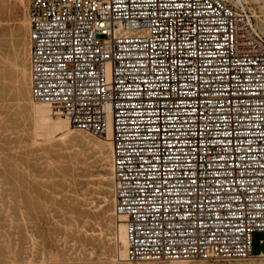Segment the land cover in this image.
I'll return each mask as SVG.
<instances>
[{
    "label": "built area",
    "instance_id": "1",
    "mask_svg": "<svg viewBox=\"0 0 264 264\" xmlns=\"http://www.w3.org/2000/svg\"><path fill=\"white\" fill-rule=\"evenodd\" d=\"M28 16L33 100L111 142L124 259L264 256V32L248 5L29 0Z\"/></svg>",
    "mask_w": 264,
    "mask_h": 264
},
{
    "label": "rangeland",
    "instance_id": "2",
    "mask_svg": "<svg viewBox=\"0 0 264 264\" xmlns=\"http://www.w3.org/2000/svg\"><path fill=\"white\" fill-rule=\"evenodd\" d=\"M1 1V0H0ZM6 1H7V3L8 4H5L6 3ZM247 5H248V7L251 9V11H252V13H253V16H254V19H255V21L257 22V24H259L258 26L260 27V29L264 32V17H263V15H264V0H243ZM11 2V3H10ZM10 2H9V0H3V3H2V1H1V7L0 8H4V6H5V8H4V11H3V9L1 10L0 9V13H2V11H3V13L5 12V10H6V13H8L9 15H10V12L9 11H12V15H7L6 13H4V14H1L0 15V26H1V28H0V37L2 36V39H4V41H2L1 42V38H0V74L1 75H3L2 77L0 76V93L2 92V93H4L3 94V96L0 94V104L2 103L3 105L2 106H4V108L5 107H8V108H5V109H8L7 111H5V112H2V113H0V116L2 117H0V122H1V125H0V129H1V131H0V134H1V132L3 131L2 129H4V132H2V134L0 135V139L1 140H3V141H1L0 140V142H3L2 144L0 143V147H2L3 146V148H1L0 150H2V151H0L1 153H0V165H2V166H0V264H34V262H35V264H36V262H38L39 264H68V263H70V264H89V263H86V261L88 262V259H89V262L91 263V264H99L100 262V264H102V262L104 263V264H264V261H262L261 259H264V256H251V257H248V258H235V259H201V258H195V259H185V260H165V259H162V260H155V259H150V260H133V261H131V260H127V259H124V257H122L124 254L122 253V249L124 248L123 246H124V243L122 242V240L119 238L120 236V228H118L119 226H118V224H117V222H118V219L116 220V218H118V216L115 214V212H113L114 211V201L112 200L113 199V196H112V194H108V193H112V192H110V191H112V186H111V184H112V178L110 177L111 176V174L109 173L111 170H110V149H108L109 147H108V145H106L105 143H103V141H101L102 142V144H104L103 146L105 147H101V151H100V148L98 147V143H100V140H98V138H100V137H98L99 135H96V134H94L93 135V133L92 134H89L88 135V133L86 132V131H84V130H82V129H77V128H74V129H70L67 133H65V134H60V133H57V134H54L53 136H51V137H49L48 138V136H46V135H44V134H38V133H36L33 129H34V127L32 128V125L34 126V122H35V120L36 121H38L39 120V118H38V116H37V114H36V112H35V109H33L34 108V105H33V102L31 101L32 100V96H31V104H30V101H26L27 102V104H26V102H25V100L24 99H22V98H20V97H22V95L23 94H26V92H27V83L25 84L24 83V81L26 80V78H24V76L22 75L21 76V72H18V70L19 69H16V66H15V64H14V62H18V63H21V59L22 58H26V56H27V54H28V50H29V45H28V41H25V39H26V35L28 36V34H29V27L28 26H25L26 27V29H25V27H23L24 28V30L22 29V31L20 30H18V29H21L22 27H19V25L21 24V22L20 21H22V18L20 17V15H21V13L19 12L18 14H17V12H16V10L15 9H17V11H20V8H19V4H18V6H17V4L15 5V2L13 1V0H10ZM28 2H29V0H28ZM16 3H18V1H16ZM2 4H3V6H2ZM14 4V5H13ZM10 5V6H9ZM11 5H13V6H15V8H13ZM27 6H29V4H27ZM10 7V8H9ZM17 7V8H16ZM19 8V9H18ZM9 10V11H8ZM27 10H28V7H27ZM14 13V14H13ZM27 13H28V11H27ZM7 15L6 16V19H3L5 16H2V15ZM14 15V16H13ZM16 15V16H15ZM11 17V18H10ZM18 17H20V18H17ZM260 17H261V19L262 20H260ZM24 18V17H23ZM26 18V17H25ZM15 21H14V20ZM259 20V21H258ZM3 21V22H2ZM14 21V22H13ZM18 21H19V23H18ZM10 22V23H9ZM260 22V23H259ZM5 23V24H4ZM9 23V24H8ZM12 23V25H11V27L9 28V26H10V24ZM17 23V24H16ZM25 23H26V21H25ZM9 25V26H5V25ZM18 25V26H16V25ZM4 25V26H3ZM261 25V26H260ZM15 26H16V29L18 30H16L15 29V31L13 30L14 28H15ZM21 26V25H20ZM28 27V28H27ZM5 28H7V29H5ZM5 30H7V31H5ZM26 30V31H25ZM3 31V32H2ZM15 32V34H14V32ZM17 31V32H16ZM24 31H25V33H27V34H25L24 33ZM28 31V32H27ZM5 32H8V35H6L7 33H5ZM13 32V33H12ZM24 33V37L22 36L23 34H19V33ZM4 33V34H3ZM18 34V35H17ZM4 35H5V38H4ZM13 35V36H12ZM10 36H12V37H10ZM20 36L23 38V40H22V38H20ZM7 37V38H6ZM9 37V38H8ZM13 37H18L17 39L16 38H14L13 39ZM9 39V41H12V43L10 42V44H8V40ZM19 39V40H18ZM6 40V41H5ZM14 40V41H13ZM20 42V43H18V41ZM21 40V41H20ZM24 41H25V43H24ZM8 44H6V43ZM17 43V44H16ZM12 44H14V45H12ZM21 44V45H20ZM25 45V47H22V46H24ZM4 46H6V47H4ZM8 46V47H7ZM12 46H13V48H12ZM17 46V47H16ZM19 46H20V50H19ZM11 47V48H10ZM28 47V49L26 50V48ZM7 48V49H6ZM21 48H25V52L24 51H22V50H24V49H21ZM14 49V50H13ZM19 54H18V53ZM5 53H6V55H5ZM25 53V54H24ZM24 55H25V57H24ZM2 57H3V59H2ZM5 58H6V60H5ZM3 62V63H2ZM6 64H8V65H6ZM7 68H6V67ZM12 66H14V67H12ZM4 67V68H3ZM10 69H9V68ZM7 69V70H6ZM14 69V70H13ZM2 70V71H1ZM12 70V71H11ZM16 70V71H15ZM4 71V72H3ZM8 72V73H5V72ZM20 71V70H19ZM12 72L14 73H17V76H16V74H12ZM5 75H4V74ZM19 74V75H18ZM9 75L11 76V77H9ZM7 76V77H6ZM20 76H21V78L23 77V80L22 79H19L20 78ZM6 77V78H5ZM9 77V78H8ZM2 78L3 79H5V80H2ZM12 78V79H11ZM17 78V79H16ZM6 79H8V80H6ZM9 79H10V82L12 81V83L14 84H12V83H8V82H6V81H9ZM14 79V80H13ZM14 81V82H13ZM19 81V82H18ZM20 81H22V82H20ZM2 82H6V83H4V88L2 87ZM2 83V84H1ZM20 83V84H19ZM22 83V84H21ZM15 84H17V85H15ZM24 84V85H23ZM9 86V87H6V86ZM13 85V86H12ZM22 85H23V87L25 88H23L22 87ZM7 89H6V88ZM17 87H19V90H21V91H19L18 89H16ZM11 88V89H10ZM23 88V89H22ZM9 89V90H8ZM16 91V94H17V92H18V94L20 93H22L21 94V96H20V94H19V96L18 95H16V94H13L14 93V90ZM4 90V91H3ZM11 90V91H10ZM25 90V91H24ZM10 91V92H9ZM6 92H9V93H6ZM13 92V93H12ZM10 94L11 95H13L12 97L10 96ZM6 95H8V96H6ZM16 96H17V98H16ZM20 99H19V98ZM3 98V99H2ZM11 98H12V100H11ZM5 99V100H4ZM8 100V101H7ZM11 100V101H10ZM17 100V101H16ZM22 100V101H21ZM7 101V102H6ZM11 103H10V102ZM18 101H20L19 103H17ZM25 103H24V102ZM8 104V105H7ZM10 104H11V106H10ZM17 104L19 105L18 107H17ZM21 104V105H20ZM22 104H23V106H22ZM27 106H29V104H30V106H29V108H24L25 110H23V108L22 107H25L26 105ZM1 105H0V112L4 109L3 107H2ZM21 106V108H19ZM26 106V107H27ZM31 106H33V107H31ZM3 109H2V108ZM13 107H14V109H13ZM19 108V109H21L19 112L17 111L18 109L17 108ZM11 108V109H10ZM16 108V109H15ZM33 109V110H32ZM12 110V111H11ZM14 110H16V111H14ZM27 110V111H26ZM29 110H30V112L32 111V113H30L29 112ZM12 113H11V112ZM16 112V113H14V112ZM22 111V112H21ZM24 111V112H23ZM9 112V113H8ZM29 112V113H28ZM10 114V115H8V114ZM19 113L21 114V115H19ZM25 113V114H24ZM19 116H22L21 118L20 117H18V115ZM27 114V115H26ZM31 114H32V116H31ZM6 115V116H5ZM15 115H17L16 117L17 118H15L14 116ZM25 115H26V118H25ZM9 116L10 117H12L11 119L9 118ZM34 116V117H33ZM6 117H8L9 119H10V121L8 120V118L6 119V122L8 121L9 123H11L12 124V127H10L11 125L10 124H8V122H7V124H4L3 123V119H5ZM32 119H30V118ZM14 118L16 119V120H14ZM22 118H23V120H22ZM37 118V119H36ZM18 120H19V122H18ZM20 120H22L23 122H25V124L23 123V122H21ZM27 120L30 122V121H32V123L30 122V124H27L28 122H27ZM18 123H17V122ZM4 122H5V120H4ZM5 122V123H6ZM13 122V123H12ZM15 122V123H14ZM3 123V124H2ZM20 123V124H19ZM14 124V125H13ZM19 125V126H17V125ZM6 125H7V127H6ZM15 125H16V127H18L17 129H15L16 127H15ZM27 127H26V126ZM13 126L15 127L14 128V131H13ZM30 126H31V128H30ZM19 127H21V128H19ZM22 127H25V128H27V129H25V128H22ZM73 128V127H72ZM29 129H30V131H32V132H30L29 131ZM7 130V131H6ZM9 130L10 131H13V132H9ZM73 130H74V133H73ZM81 130V131H80ZM18 131H20V132H22V133H20V132H18ZM34 131V132H33ZM76 131V132H75ZM78 131L79 132H81V133H78ZM85 133H84V132ZM9 132V133H8ZM15 132V133H14ZM23 132H25L26 134H28V135H30V136H28V135H26V136H28V137H26V136H24L25 134L23 133ZM6 133H8V134H6ZM32 133H34V134H32ZM70 133H73V135L72 134H70ZM75 133H78V134H75ZM6 134V135H5ZM11 134V135H10ZM13 134H16V138H15V136L13 135ZM32 134V135H31ZM38 134V135H37ZM70 135V136H67V135ZM82 134V135H81ZM87 134V135H86ZM3 135H5V136H7V138L8 137H11L10 139H8V140H11L12 139V136H13V138L14 139H12L13 141L12 142H8L6 139L7 138H5V136H3ZM17 135H18V137H17ZM20 135H22V136H20ZM43 135V136H42ZM62 135L64 136V142H63V137H62ZM78 137H77V136ZM83 135H84V137H83ZM92 135L94 136V137H92ZM1 136H3V137H1ZM23 136H24V139H23ZM66 136V137H65ZM77 137L76 139H75V137ZM80 136L82 137V138H80ZM85 136H86V140H85ZM89 136H91L92 137V139H91V137H89ZM40 137V138H39ZM44 137V138H43ZM56 137V138H55ZM58 137V138H57ZM61 137H62V139H61ZM90 138V140H89V138ZM98 137V138H97ZM18 138H22V139H20L19 140V142L20 143H18V141H17V139ZM57 139V140H59V141H57V140H55V139ZM71 138V139H70ZM84 138V139H83ZM16 139V140H15ZM27 139H28V141H27ZM33 139H35V140H33ZM41 139V140H40ZM52 139H54V141L52 140ZM78 139H80V141L78 140ZM83 141H82V140ZM94 139L96 140V141H94ZM6 141V143H4L5 141ZM24 140V141H23ZM30 140V141H29ZM48 140H50V141H52V142H50V141H48ZM61 140H62V143H65L64 144V146H63V144H59L60 142H61ZM68 140V141H67ZM87 140H89V142L87 141ZM94 142H93V141ZM32 141V142H31ZM39 141V142H38ZM43 141H47V143L49 144V145H52V147L50 146L49 147V145L46 143V142H43ZM56 141V142H55ZM72 141H74V143L72 142ZM75 141H76V143H75ZM90 141L92 142V145H91V143H90ZM22 142V143H21ZM26 142V143H25ZM30 142V143H29ZM35 142V143H34ZM37 142V143H36ZM42 142V143H41ZM50 142V143H49ZM53 142L55 143L54 145H53ZM78 142H79V144H78ZM81 142H84V143H82L81 144ZM88 142V143H87ZM13 143V144H12ZM16 143V144H15ZM17 143H18V145H17ZM30 145L31 143H33V144H31L30 146L28 145V144ZM69 144V146H68V144ZM72 143V144H71ZM90 143V144H89ZM6 144V145H5ZM8 144L9 145H11L12 144V146H10V147H12V149L14 150H12V152H14V154H15V157L17 156V154L19 153L20 155H23V156H19V154H18V156L16 157V158H18V159H16V161L14 160L15 159V157H13L14 156V154L13 155H11L12 154V152H11V148L10 147H8ZM22 144V149L20 148L21 146L20 145ZM23 144H25L26 146V149H25V147H24V145ZM57 144H59V145H57ZM87 144H88V146H89V148H88V146H87ZM93 144H95V145H93ZM35 145L36 147L35 148H37V149H34V147L33 146ZM55 145H56V147H55ZM66 145V146H65ZM72 145V146H71ZM83 145V146H82ZM85 145V146H84ZM97 145V146H96ZM14 146V147H13ZM58 146L59 147H61L60 149H58ZM77 146V147H76ZM93 146H95L96 148L98 147V149H96V150H98V151H95L94 149H95V147L93 148ZM8 147V148H7ZM17 147H19L18 149H17ZM28 147H30L31 148V150L32 151H34V152H30L29 151V149H28ZM64 147H66V148H64ZM79 147H81V148H79ZM87 147V148H86ZM92 147V148H91ZM10 148V149H9ZM24 148V149H23ZM51 150H50V149ZM56 148H57V150H56ZM6 149V150H5ZM18 150V153H17V151L16 150ZM71 149V150H70ZM79 149V150H78ZM87 150V152L85 151V153H84V151L82 152V150ZM105 149V150H104ZM5 150V151H4ZM9 150H10V152H11V154L9 153ZM20 150V151H19ZM24 150V151H23ZM53 150V151H52ZM66 150V151H65ZM78 152H77V151ZM91 150V151H90ZM93 150V151H92ZM8 151V152H7ZM27 151V152H26ZM37 151H38V153H37ZM48 151V152H47ZM64 151V153L62 154L61 152H63ZM69 151H71V152H69ZM106 151V152H105ZM108 151V152H107ZM23 154H22V153ZM26 152V153H25ZM45 152H47V153H45ZM51 152V153H50ZM75 152H76V154H75ZM80 152H82V156H81V153ZM91 152V153H90ZM93 152H96V153H93ZM102 152V153H101ZM27 153H28V155L29 156H27ZM35 153H37V154H35ZM45 153V154H44ZM59 153V154H58ZM66 153H68V154H66ZM70 153V154H69ZM80 153V154H79ZM87 153H88V155H87ZM97 153H98V155H97ZM101 153V154H100ZM105 154L106 156L104 157L103 156V158L101 157L102 156V154ZM2 154V155H1ZM34 154V158L33 157H30V156H32ZM44 155V157H43V155ZM50 154H51V156H50ZM57 154H58V156H57ZM62 154V155H61ZM71 154H73L74 156L72 157V155ZM86 154V155H85ZM103 154V155H104ZM4 155V156H3ZM7 155V156H6ZM9 155V156H8ZM11 155V156H10ZM49 156V161H50V163H49V161H47L48 160V157H46V156ZM71 155V156H70ZM76 155V156H75ZM77 155H78V157H77ZM96 155V156H95ZM109 157H108V156ZM67 158H66V157ZM68 156H70L71 157V159H69L70 157H68ZM81 156V157H80ZM85 156V157H84ZM95 156V157H94ZM5 157V158H4ZM12 157V158H11ZM28 157V158H27ZM40 157H42V158H40ZM62 157V158H61ZM64 157V158H63ZM79 157H80V161L79 160H77V159H79ZM98 157V158H97ZM101 157V158H100ZM3 158L5 159L4 160V162H3ZM22 158V159H21ZM33 158V159H32ZM43 158H46V160L44 159V160H42ZM52 159V161H51V159ZM74 158V159H73ZM92 158H93V163H91L92 162ZM97 158V159H96ZM7 159V160H6ZM25 159V160H24ZM26 159H28L27 161L28 162H26ZM30 159L31 160H34V159H36V160H34L33 162L32 161H30ZM37 159H41L40 161L42 162V164H47V165H41V163H39V160H38V162H37ZM54 159L55 160H57V161H62V162H55L54 161ZM59 159H61V160H59ZM63 159V160H62ZM68 159V161L69 160H72V162L71 161H66V160ZM105 159H108V160H105ZM11 160V161H10ZM13 160V161H12ZM18 160H19V162H18ZM77 160V161H76ZM87 160V161H86ZM88 160H91V162L90 161H88ZM105 160V161H104ZM6 161H7V163H8V165L6 164ZM22 161H24V162H22ZM47 163H46V162ZM66 163H65V162ZM79 161V162H78ZM83 161V162H82ZM101 161V162H100ZM10 162V163H9ZM13 162H15V164L16 163H18V164H16V167L14 166L15 164H13ZM20 162H21V164L24 166V167H22L21 165H19L20 164ZM26 162V163H25ZM31 162H32V164H31ZM65 164H64V163ZM2 163H4V164H6L5 166H4V164H2ZM12 163V164H11ZM77 163V164H76ZM86 163H88V164H86ZM104 163V164H103ZM50 164H52V165H50ZM64 164V165H63ZM66 164L68 165V167H65L66 166ZM74 164H76V166H74ZM82 164V165H81ZM90 164V165H89ZM106 164V165H105ZM19 165V166H18ZM26 165H27V168H26ZM48 165H50V167L48 166ZM55 165V166H54ZM78 165V166H77ZM81 165V166H80ZM86 166V167H83V166ZM13 166H14V168H17V169H21L20 171L19 170H17V169H14L13 168ZM38 167L39 169L38 170H40V172L36 169V168H31V167ZM44 166V167H43ZM52 166V167H51ZM80 166V167H79ZM88 166V167H87ZM91 166V169H93L92 171L90 170V167ZM104 166V167H103ZM20 167V168H19ZM22 167V168H21ZM40 167H41V169H40ZM43 167V168H42ZM46 167V168H45ZM55 169H54V168ZM79 167V168H78ZM82 167H83V169H82ZM28 169V170H24V169ZM48 168V169H47ZM54 169V172H51L53 169ZM76 168V169H75ZM14 169V170H13ZM24 171H23V170ZM34 169V170H33ZM47 169V170H46ZM59 170V171H61V173L59 172V171H55V170ZM72 169V170H71ZM86 169V170H85ZM89 169V170H88ZM2 170V171H1ZM35 170H37V172H38V175H40V177H38V175L36 174L37 172L35 171ZM44 171V173H43V171ZM49 170V171H48ZM71 170V171H70ZM73 170H75V171H73ZM80 170V171H79ZM81 170H84L85 172H83V171H81ZM88 170V171H87ZM16 171H18L17 173H16ZM32 171H35L33 174H30V173H32ZM42 171V172H41ZM72 171H73V173H72ZM90 171V172H89ZM5 172H6V174H5ZM22 172H24V173H22ZM28 172H30L29 174H28ZM79 172V173H78ZM80 172H82V174L80 173ZM87 172V173H86ZM93 172V173H92ZM96 172H97V174H96ZM2 173H4V174H2ZM26 173V174H25ZM41 173V174H40ZM45 174V175H43V174ZM52 173V175H50ZM92 173V174H91ZM95 173V174H94ZM99 173V174H98ZM102 173V174H101ZM108 175H110V176H108ZM7 174H9V175H7ZM23 174V175H22ZM28 174V175H27ZM55 174H57L58 175V177L60 178V180L59 179H57V178H52V177H57ZM62 176H60V175ZM68 176H66V175ZM69 174V175H68ZM71 174V175H70ZM77 174V175H76ZM88 174V175H87ZM90 174V175H89ZM7 176V177H5V176ZM18 175V176H17ZM22 175V176H21ZM30 175V176H29ZM47 175V176H46ZM50 175V176H49ZM76 176L77 177V179L79 178V180L80 181H78L77 179H76V177H74V176ZM100 175H103L102 177L100 176ZM105 175V176H104ZM4 176V177H3ZM34 176H36L35 178H34ZM45 176L48 178H45ZM65 176V177H64ZM82 176L83 177H85V178H83V179H81L82 178ZM95 176H99L100 178H98V177H95ZM109 178H108V177ZM18 177H19V179H18ZM23 177H25V178H23ZM30 177V178H29ZM32 177V178H31ZM94 177V178H93ZM3 178H8V180H3ZM9 178H10V180H9ZM36 178H38V180L36 179ZM65 179V180H63V179ZM67 178V179H66ZM71 178V179H70ZM74 178V179H73ZM94 180H93V179ZM101 178H103V179H101ZM24 179V180H23ZM29 179V180H28ZM32 179H34V180H32ZM70 179V180H69ZM110 179V180H109ZM2 180H3V182H2ZM50 180H53V181H50ZM58 180V181H57ZM62 180V181H61ZM76 180H77V182H76ZM88 180H89V182H88ZM99 180H101L102 181V184H101V182L99 181ZM5 181L7 182V183H5ZM9 181V182H8ZM64 181H67V182H64ZM71 181H72V183H71ZM86 181V182H85ZM91 181V182H90ZM21 182V185L22 186H20V183ZM54 182V183H53ZM62 182H64V183H62ZM70 182V183H69ZM74 182V183H73ZM82 182V183H81ZM107 182H108V184H107ZM17 185H16V184ZM30 183V184H29ZM53 184V188L51 189V187H52V185H50V184ZM57 183V188H56V185H54V184H56ZM92 183V184H91ZM111 183V184H110ZM8 184H10V185H8ZM15 184V185H14ZM32 184V185H31ZM72 184V185H71ZM73 184H75V185H73ZM84 184V185H83ZM89 184V185H88ZM101 184V185H100ZM5 185V186H4ZM18 185H19V187H18ZM61 185H63V186H61ZM71 185V186H70ZM93 185V186H92ZM101 187H100V186ZM103 185H104V187H103ZM9 186H14L16 189H12V188H14V187H9ZM71 188H70V187ZM83 186H84V188H83ZM87 188H86V187ZM106 186V187H105ZM110 186V187H109ZM7 187L10 189H7ZM17 187H18V189H17ZM27 187H29V188H27ZM34 187V188H33ZM58 187H60V188H58ZM94 187H97V188H94ZM103 187V188H102ZM34 190H33V189ZM37 188V189H36ZM73 188H75V189H73ZM89 188V189H88ZM100 188H102L101 190H100ZM110 188V191L109 190H107V189H109ZM11 189L14 191V193L16 192V191H19L18 193H20L19 195H15V196H18L17 198H19L20 199V197H21V199L20 200H16L15 202H13L15 199H17V198H15V196H14V198H12L13 196H11V195H13L14 193H10V191H11ZM27 189V192L25 193V192H23V190L25 191ZM29 189H30V191H29ZM55 190V192H54V190ZM56 189H57V191H56ZM64 189V190H63ZM68 189V190H67ZM89 190V191H86V190ZM95 189H97V190H95ZM62 190H63V192H62ZM21 191V192H20ZM32 191V192H31ZM68 191V193H66ZM70 191H71V193H73V194H71L70 193ZM77 191V192H76ZM100 191V192H99ZM105 191V193H103ZM12 192V191H11ZM34 192H36V193H34ZM54 192V193H53ZM92 192V193H91ZM108 192V193H107ZM18 193H15V194H18ZM25 193V194H24ZM31 194L30 196L28 195V194ZM35 195H37V196H34V194ZM53 193V194H52ZM63 193H65V194H63ZM80 194L82 197H80V195H78V194ZM85 193V194H84ZM95 193V194H94ZM100 193V194H99ZM102 193V194H101ZM107 193V194H106ZM55 194V195H54ZM63 194V195H62ZM76 194H77V196H76ZM83 194V195H82ZM27 195V196H26ZM54 195V196H53ZM58 195V196H57ZM62 195V196H61ZM65 195V196H64ZM70 195V196H69ZM89 196L88 198H87V196ZM90 195H94V196H90ZM100 195V196H99ZM103 195H104V197L106 198H104L103 197ZM11 196V197H10ZM56 196V197H55ZM60 196V197H59ZM83 196H84V198L85 199H87L86 201L84 200V198H83ZM25 197V198H24ZM64 197H66V199L64 198ZM67 197L69 198L68 200H67ZM72 197H74V198H76V199H74V198H72ZM78 197V198H77ZM93 199H92V198ZM97 197H99V198H97ZM102 197V198H101ZM10 198H12V199H14L13 201H12V199H10ZM53 198H54V201H55V207H54V201H53ZM64 198V199H63ZM96 198H97V200H96ZM101 198V199H100ZM72 199V200H71ZM88 199H90V201L88 200ZM95 199V200H94ZM108 199V200H107ZM25 200V201H24ZM61 200H62V203H61ZM65 200V201H64ZM79 200H81L79 203L78 202H74V201H79ZM111 202H110V201ZM23 201V202H22ZM51 201V202H50ZM52 201H53V203H52ZM66 201H67V203H69V204H66ZM96 201V202H95ZM103 201V202H102ZM113 201V202H112ZM18 204H17V203ZM22 204H21V203ZM26 202V205L25 204H23V203H25ZM73 202V203H72ZM99 202V203H98ZM14 203H16V204H14ZM47 203V204H46ZM50 204V206H49V204ZM65 203V204H64ZM71 203H72V205H71ZM88 203V204H87ZM45 204H46V207H47V209H46V207H45ZM59 204H61L60 206H59ZM63 204H64V206H65V208H64V206H63ZM75 204V205H74ZM95 204V205H94ZM99 204V205H98ZM101 204V205H100ZM104 204V205H103ZM20 207V205L22 206V207H20V209H21V211H20V209H19V207ZM35 205V206H34ZM88 205V206H87ZM92 205V206H91ZM97 205V206H96ZM108 205H111V206H108ZM25 206H26V208H25ZM49 206V207H48ZM101 206H102V208H101ZM113 206V207H112ZM16 207H18V208H16ZM59 208V209H57V208ZM69 207V208H68ZM88 207V208H87ZM98 209H96V208ZM106 207H108V210H105V208ZM112 207V208H111ZM49 208V209H48ZM52 208H55V209H52ZM66 208H68V209H66ZM90 208V209H89ZM99 208H100V210H99ZM27 209V210H26ZM64 209H66L65 210V212H62V211H64ZM80 209H81V211H80ZM86 209V210H85ZM92 209V210H91ZM107 209V208H106ZM112 211H111V210ZM22 210H23V212H22ZM50 210V211H49ZM54 210H56V212L57 211H59V212H54ZM60 210H62V211H60ZM73 210H75V211H73ZM69 211H71V212H69ZM105 211H108V212H105ZM20 212H22L23 213V215H22V213H20ZM32 212V213H31ZM51 212V213H50ZM61 212V213H60ZM69 212V213H68ZM77 214H76V213ZM78 212H81L80 214H81V216H79L80 214L78 213ZM112 214H111V213ZM25 213H27V214H25ZM31 213V214H30ZM47 213H49L51 216V218L48 216L49 214H47ZM56 215H55V214ZM64 213V214H63ZM66 213H68V214H66ZM72 213V214H71ZM52 214H54L53 216H52ZM66 214V215H65ZM72 216H71V215ZM76 214V215H75ZM105 215V217H104V215ZM111 214V215H110ZM21 215H22V218H25V217H28V216H31L32 215V217H34V218H32V217H29V219L28 218H26V219H22L21 218ZM25 215V216H24ZM60 215V216H59ZM63 215H65L64 216V218H62L63 217ZM78 215V216H77ZM88 215L90 216V217H88ZM113 215V216H112ZM71 216V217H70ZM74 216V217H73ZM77 216V217H76ZM113 218H112V217ZM114 216H116V217H114ZM53 217V218H52ZM58 217H59V219H58ZM95 217H96V219H95ZM19 218H21V220H19ZM55 218H57V219H55ZM68 218V219H67ZM74 218V219H73ZM76 218V219H75ZM91 218V219H90ZM50 219V220H49ZM53 219V220H52ZM63 219H65L66 220V222H65V220H63ZM98 219H100V220H98ZM103 219L105 220L106 219V221H107V223L105 222V221H103ZM111 219H114L115 220V222H112L113 220H111ZM31 220H33V221H30ZM57 220H60L59 222H57ZM70 220V221H69ZM76 220V221H75ZM93 221L92 222V224H88V223H91V221ZM26 221V222H25ZM52 221V222H51ZM64 221V222H63ZM86 222V225H85V223H84V226H83V223L82 222ZM96 221H98V222H96ZM100 221V222H99ZM109 221H111V223L109 222ZM54 222V223H53ZM68 222V223H67ZM79 223V224H77V223ZM109 222V223H108ZM56 223V224H55ZM60 223V224H59ZM113 223H114V225H113ZM54 224V225H53ZM59 224V225H58ZM64 224H66V226L64 225ZM77 224V226H74V225H76ZM88 224V225H87ZM96 224V225H95ZM103 224V225H102ZM112 224V225H111ZM117 224V225H116ZM19 227H18V226ZM24 225H26V227L24 226ZM56 225V226H55ZM64 225V226H63ZM67 225H68V227H67ZM82 225V226H81ZM92 225V226H91ZM110 226V228H109V226ZM29 226V227H28ZM30 226H31V228H30ZM51 226H55V227H57V228H53V227H51ZM61 226L62 227H65V228H61ZM71 226V227H70ZM74 227V232H76V235H75V233L74 232H72L73 230L71 229V228H73ZM81 228H80V227ZM88 226V227H87ZM96 226V227H95ZM100 226H102V227H100ZM16 227V228H15ZM20 227H21V229H20ZM24 227V228H23ZM34 229H33V228ZM77 227H79V231H78V228ZM93 227H95V228H93ZM109 229H108V228ZM60 228V229H59ZM69 228H70V231H69ZM85 228V229H84ZM90 228V229H89ZM108 230V232H107V230ZM112 228V229H111ZM17 229H18V231H17ZM23 229H26L25 230V232H23V237H21L20 236V234H22V231H24ZM30 229H32V230H30ZM86 229H87V231H90L91 229V231L90 232H87L86 231ZM98 230L97 232H96V230ZM107 232H105L104 230ZM113 229H114V231H113ZM16 230V231H15ZM20 230V231H19ZM66 230V231H65ZM72 230V231H71ZM111 230V231H110ZM12 231V232H11ZM30 232V233H28V232ZM53 231H54V233H53ZM56 231L58 232L59 231V233H56ZM94 231V232H93ZM69 232V233H68ZM77 232H78V234H77ZM104 232V233H103ZM112 232V233H111ZM26 233L28 234V235H30L29 237H28V235H26ZM35 235H34V234ZM65 233V234H64ZM71 233V234H70ZM83 233V234H82ZM86 233H91V234H93V235H90V234H86ZM95 233V234H94ZM102 233V234H101ZM13 234H14V236H13ZM58 234V235H57ZM70 234V235H69ZM104 234V235H103ZM109 234V235H108ZM114 236H113V235ZM256 234H258V237H254V239H253V245H252V251H253V253H258V252H260L261 250H263L264 251V242H261L260 240H261V238H264V231H260V232H256ZM17 235V236H16ZM25 235V236H24ZM37 235V236H36ZM60 235H64V236H60ZM88 235V236H87ZM96 237H95V236ZM111 235V236H110ZM118 235V236H117ZM16 236V237H15ZM18 236H20L19 238H18ZM33 236V237H32ZM67 236H68V238H70V239H68L67 238ZM70 236V237H69ZM77 236V237H76ZM94 236V237H93ZM100 236H102V238H103V240L101 239V237ZM108 238H107V237ZM25 237V238H24ZM26 237H28V240H27V238ZM79 237V239H77ZM86 237V238H85ZM100 237V238H99ZM113 237H115V238H113ZM20 238H24L25 239V242L22 240L21 241V239ZM57 238V239H56ZM111 238V239H110ZM76 239H77V241H76ZM100 239V240H99ZM115 241H114V240ZM19 240V241H18ZM30 240V241H29ZM33 240V241H32ZM39 242V243H41V245L37 242V241ZM57 242H56V241ZM58 240H59V242H58ZM61 240V241H60ZM69 240H73L72 242H74V243H71V241H68ZM79 240V241H78ZM108 240V241H107ZM113 240V241H112ZM29 241V242H28ZM84 241H86V242H84ZM112 241V242H111ZM31 242H32V244H31ZM63 242H65V243H63ZM78 242H79V244H78ZM115 242V243H114ZM10 243V244H9ZM19 243H21V244H19ZM67 243H68V245H67ZM84 243V244H83ZM86 243V244H85ZM92 243V245H90ZM94 243V244H93ZM18 244V245H17ZM26 244H28L29 246H27ZM31 244V245H30ZM56 244V245H55ZM60 244V246H58ZM65 244V245H64ZM69 244H71V246L69 245ZM72 244H73V246H72ZM107 245L106 246V248H104V247H102V246H105V245ZM17 245V246H16ZM27 246V248H25L26 246ZM33 245V246H32ZM36 245H38V246H41L40 248L41 249H44L43 251L40 249V248H38V246L37 247H35ZM87 245L89 246V247H87ZM115 245V246H114ZM31 246V248H29ZM71 248H70V247ZM75 246V247H74ZM81 246V247H80ZM83 246H84V248H83ZM86 246V247H85ZM109 246V247H108ZM112 246H114V247H116L117 249H115L114 247H112ZM57 247L58 248H60V249H57ZM63 247V248H62ZM68 247V248H67ZM77 247V248H76ZM93 247V248H92ZM97 247V248H96ZM112 247V248H111ZM25 248V249H24ZM35 248V249H34ZM37 248V249H36ZM62 248V249H61ZM69 248L71 249V250H69ZM8 249L11 251H8ZM23 249H24V251H23ZM66 249V250H65ZM68 249V250H67ZM78 249V250H77ZM89 249V250H88ZM94 249V250H93ZM105 249V250H104ZM119 249H121V250H119ZM29 250H30V252L31 253H36V254H38V253H40V254H38V259H37V256L36 255H34V257H36L35 259H34V257H33V254H31L30 252H29ZM32 250H33V252H32ZM37 250L39 251V252H37ZM41 250V251H40ZM59 250V251H58ZM64 250V252L63 253H65V255L64 256H62L63 254H62V252H60V251H63ZM74 250V251H73ZM80 250V251H79ZM82 250H84V251H82ZM87 250V251H86ZM91 250V251H90ZM104 250V251H103ZM107 250H109V251H107ZM70 251V252H69ZM73 251V254L71 253ZM82 251V252H81ZM90 251V252H89ZM101 251V252H100ZM108 253H107V252ZM113 251V252H112ZM120 251H121V253H120ZM9 252V253H8ZM24 252V253H23ZM44 253V255L42 254V253ZM92 252V254H90ZM98 252H99V255H98ZM103 252H104V254H103ZM109 252H111L110 254H109ZM116 252V253H115ZM26 253H28V254H26ZM30 253V254H29ZM60 253V255H57V254H59ZM71 253V254H70ZM86 253V254H85ZM101 253V254H100ZM108 255H107V254ZM23 254H25V255H23ZM62 254V255H61ZM70 256H69V255ZM76 254V255H75ZM77 254H79V255H77ZM95 254V255H94ZM113 254V255H112ZM30 255V256H29ZM43 255V256H42ZM71 255H74V257H75V259H74V257H71ZM86 255L89 257H86ZM104 255V256H103ZM122 255V256H121ZM23 256V257H22ZM26 256V257H25ZM27 256H29V257H27ZM67 256V257H66ZM69 256V257H68ZM78 256L80 257V259L81 258H83V256L85 257V258H83V259H81V261L78 259ZM110 258H109V257ZM64 257V258H63ZM97 257V258H96ZM102 259H100V258ZM115 257L116 259H113V258ZM122 257V258H121ZM69 258V259H68ZM73 260H72V259ZM77 258V259H76ZM88 258V259H87ZM104 258H106V260L104 259ZM108 258V259H107ZM28 259V260H27ZM32 259H34V261L32 260ZM58 259V260H57ZM65 259V260H64ZM86 259V260H85ZM96 259V262L94 261ZM60 260V261H59ZM63 260V261H62ZM70 260V261H69ZM85 260V261H84ZM101 260V261H100ZM105 262H104V261ZM111 260V261H110ZM27 261V262H26ZM28 261H30L29 263H28ZM67 261H69V262H67ZM72 261V262H71ZM77 261V262H76ZM33 262V263H32ZM59 262V263H58ZM67 262V263H66ZM81 262V263H80ZM93 262H95V263H93Z\"/></svg>",
    "mask_w": 264,
    "mask_h": 264
},
{
    "label": "bare ground",
    "instance_id": "3",
    "mask_svg": "<svg viewBox=\"0 0 264 264\" xmlns=\"http://www.w3.org/2000/svg\"><path fill=\"white\" fill-rule=\"evenodd\" d=\"M1 1H2V3H3V0H1ZM1 1H0V5H1ZM4 1H5V0H4ZM13 1L15 2V5L17 4V6H18V4H19L20 11H17V9H15V10H16L17 14H18L19 12L21 13L20 17L22 18V21H20V22H21V24H20L21 26L19 25V27H22V28H21V29H18V28H17V29H18L19 31H20V30L22 31V29L24 30L23 27H25V26H28V27L30 28V20H29V16H28V13H27V11H28V10H27V7H29V6H27V4H29L28 0H13ZM16 1H18V3H16ZM9 2H10V0H9ZM10 3H11V2H10ZM3 4H4V3H3ZM3 4H2V6H3ZM5 4H8L7 1H6ZM13 5H14V4H13ZM13 5H11V6H12L13 8H15V6H13ZM9 6H10V5H9ZM0 7H1V6H0ZM4 8H5V6H4ZM4 8H0V9H1V10L3 9V11H4ZM9 8H10V7H9ZM16 8H17V7H16ZM19 8H18V9H19ZM5 9H6V8H5ZM3 11H2V13H0V15L6 13V10H5L4 13H3ZM8 11H9V10H8ZM12 11H13V10H12ZM12 11H9V12H10V15H12V14H11ZM6 14L9 15L8 13H6ZM6 14H5V15H2V16H5L3 19H6V16H7ZM13 14H14V13H13ZM10 15H9V16H10ZM13 16H14V15H13ZM15 16H16V15H15ZM20 17H18V18H20ZM23 17H24V18H23ZM25 17H26V18H25ZM263 17H264V15H263ZM10 18H11V17H10ZM16 18H17V17H16ZM18 18H17V19H18ZM13 20H14V19H13ZM260 20H262L261 17H260ZM14 21H15V20H14ZM14 21H13V22H14ZM25 21H26V23H25ZM258 21H259V20H258ZM2 22H3V21H2ZM9 23H10V22H9ZM9 23H8V24H9ZM18 23H19V21H18ZM259 23H260V22H259ZM263 23H264V22H263ZM4 24H5V23H4ZM8 24L5 25V26H6V27L9 26ZM16 24H17V23H16ZM16 24H15V25H16ZM11 25H12V23L10 24L9 28L11 27ZM258 25H259V24H258ZM3 26H4V25H3ZM13 26H14V25H13ZM13 26H12V27H13ZM16 26H18V25H16ZM16 26H15V28L13 29L14 31H15V29H16ZM260 26H261V25H260ZM12 27H11V28H12ZM28 27H27V28H28ZM0 28H1V26H0ZM1 29H2V28H1ZM5 29H7V28H5ZM17 29H16V30H17ZM25 29H26V27H25ZM18 30H17V31H18ZM5 31H7V30H5ZM14 31H13V32H14ZM17 31H16V32H17ZM25 31H26V30H25ZM25 31H24V33H25ZM28 31H29V30H28ZM28 31H27V32H28ZM2 32H3V31H2ZM13 32H12V33H13ZM0 33H1V32H0ZM5 33H7L6 35H8V32H5ZM24 33H21V32H20L19 34H20V35L23 34L22 36L24 37ZM3 34H4V33H3ZM14 34H15V32H14ZM25 34H27V33H25ZM9 35H10V34H9ZM9 35H8V36H9ZM17 35H18V34H17ZM12 36H13V35H12ZM12 36H10V37H12ZM25 37H26L25 41H28V45H29L28 54H27L26 58H22V59H21V63L14 62V64H15V66H16V69H19V70H20V71L18 70V72H21V76L23 75L24 78H26V80L24 81V83H25V84L27 83V85H26V86H27V87H26V88H27V92H26V94H23L22 97H20V98L24 99L25 102H26V101H30V100H31V96H32V94H31V79H30V65H29V55H30V36H29V34H28V36L26 35ZM0 38H1V42L4 41V39H2V36H1ZM4 38H5V35H4ZM6 38H7V37H6ZM8 38H9V37H8ZM14 38L17 39L18 37H13V39H14ZM20 38H22V37L20 36ZM14 40H15V39H14ZM14 40H13V41H14ZM18 40H19V39H18ZM18 40H17V41H18ZM22 40H23V38H22ZM5 41H6V40H5ZM7 41H8V44H10V42L12 43V41H9V39H8ZM20 41H21V40H20ZM25 41H24V43H25ZM5 43H6V42H5ZM18 43H20V42L18 41ZM6 44H7V43H6ZM8 44H7V45H8ZM16 44H17V43H16ZM12 45H14V44H12ZM20 45H21V44H20ZM4 47H6V46H4ZM7 47H8V46H7ZM16 47H17V46H16ZM22 47H25V45L22 46ZM10 48H11V47H10ZM12 48H13V46H12ZM6 49H7V48H6ZM21 49H24V50H22V51L25 52V48H21ZM27 49H28V47L26 48V50H27ZM13 50H14V49H13ZM19 50H20V46H19ZM17 53H18V52H17ZM18 54H19V53H18ZM24 54H25V53H24ZM5 55H6V53H5ZM24 57H25V55H24ZM2 59H3V57H2ZM3 60H4V59H3ZM5 60H6V58H5ZM2 63H3V62H2ZM6 65H8V64H6ZM5 67H6V66H5ZM12 67H14V66H12ZM3 68H4V67H3ZM6 68H7V67H6ZM8 68H9V67H8ZM10 68H11V67H10ZM10 68H9V69H10ZM6 70H7V69H6ZM13 70H14V69H13ZM1 71H2V70H1ZM11 71H12V70H11ZM15 71H16V70H15ZM3 72H4V71H3ZM0 73H1V72H0ZM5 73H8V72L6 71ZM3 74H4V73H3ZM12 74H16V76H17V73H15V72H14V73L12 72ZM4 75H5V74H4ZM18 75H19V74H18ZM0 76L2 77L3 75L0 74ZM21 76H20L19 79H22V80H23V77L21 78ZM3 77H4V76H3ZM6 77H7V76H6ZM6 77H5V78H6ZM9 77H11V76L9 75ZM9 77H8V78H9ZM17 77H18V76H17ZM0 79H1V78H0ZM11 79H12V78H11ZM16 79H17V78H16ZM2 80H5V79L2 78ZM6 80H8V79H6ZM13 80H14V79H13ZM0 81H1V80H0ZM6 82L9 83V82H10V79H9V81H6ZM6 82H2L3 84L1 83V84H2V87L4 86V83H6ZM13 82H14V81H13ZM18 82H19V81H18ZM20 82H22V81H20ZM10 83H12V81H11ZM12 84H13V83H12ZM19 84H20V83H19ZM21 84H22V83H21ZM13 85H14V84H13ZM13 85H12V86H13ZM15 85H17V84H15ZM23 85H24V84H23ZM23 85H22V87H23ZM0 86H1V85H0ZM5 86H6V85H5ZM6 87H9V86H6ZM6 87H5V88H6ZM3 88H4V87H3ZM23 88H24V87H23ZM23 88H22V89H23ZM6 89H7V88H6ZM10 89H11V88H10ZM16 89L19 90V87H17ZM24 89H25V88H24ZM8 90H9V89H8ZM13 90H14V89H13ZM3 91H4V90H3ZM10 91H11V90H10ZM10 91H9V92H10ZM19 91H21V90H19ZM24 91H25V90H24ZM9 92H6V93H9ZM12 93H13V92H12ZM0 94L3 96L4 93L1 92ZM13 94H16V91H15V90H14V93H13ZM19 94H20V93H19ZM19 94H18V92H17L16 95L19 96ZM21 94H22V93H21ZM21 94H20V96H21ZM6 96H8V95H6ZM10 96L12 97L13 95L10 94ZM8 97H9V96H8ZM13 97H14V96H13ZM0 98H1V97H0ZM9 98H10V97H9ZM16 98H17V96H16ZM18 98H19V97H18ZM20 98H19V99H20ZM2 99H3V98H2ZM4 100H5V99H4ZM11 100H12V98H11ZM11 100H10V101H11ZM7 101H8V100H7ZM7 101H6V102H7ZM10 101H9V102H10ZM12 101H13V100H12ZM16 101H17V100H16ZM21 101H22V100H21ZM31 101L33 102V105H34V108H33V109H35V112H36V114H37V116H38V118H39L38 121L35 120V122L33 123L34 126L32 125V128L34 127L33 130H34L36 133H38V134H44V135L48 136V138H49V137L53 136L54 134H57V133L65 134V133H67L70 129H74V128H72V127L70 126L69 122H68L67 120H65V119H58V120H57V119H53L52 116H51V111H50V107H49L48 103H46V102H38V101L33 100V98H32ZM31 101H30V104H31ZM3 102H4V101H3ZM3 102H2V103H3ZM19 102H20V101H18L17 103H19ZM23 102H24V101H23ZM25 102H24V103H25ZM2 103L0 104L1 106L4 104V103H3V104H2ZM10 103H11V102H10ZM26 104H27V102H26ZM26 104H25V105H26ZM30 104H29V106H30ZM7 105H8V104H7ZM20 105H21V104H20ZM10 106H11V104H10ZM18 106H19V105L17 104V107H18ZM22 106H23V104H22ZM26 106H27V105H26ZM26 106H25V107H22L23 110H25L26 108H29V106H27V107H26ZM2 107L4 108V106H2ZM2 107H1V108H2ZM17 107H16V108H17ZM31 107H33V106H31ZM3 108H2V109H3ZM5 108H8V107H5ZM5 108H4L0 113L5 112V111H7V110L9 109V108H8V109H5ZM16 108H15V109H16ZM19 108H21V106H20ZM19 108H17V109H18V110H17L18 112L22 109V108H21V109H19ZM24 108H25V109H24ZM10 109H11V108H10ZM13 109H14V107H13ZM33 109H32V110H33ZM4 110H5V111H4ZM8 111H9V110H8ZM11 111H12V110H11ZM11 111H10V112H11ZM14 111H16V110H14ZM14 111H13V112H14ZM26 111H27V110H26ZM21 112H22V111H21ZM23 112H24V111H23ZM29 112H30V110H29ZM29 112H28V113H29ZM8 113H9V112H8ZM8 113H7V114H8ZM11 113H12V112H11ZM14 113H16V112H14ZM30 113H32V111H31ZM24 114H25V113H24ZM32 114H33V113H32ZM32 114H31V116H32ZM8 115H10V114H8ZM17 115H18V114H17ZM17 115H15L14 117L17 118V117H16ZM19 115H21V114L19 113ZM19 115H18V117L21 118L22 116H19ZM26 115H27V114H26ZM26 115H25V118H26ZM5 116H6V115H5ZM0 117H1V116H0ZM33 117H34V116H33ZM1 118H2V117H1ZM7 118H8V117H6L5 119H3V123H4V124H7V122H8V121L6 122V119H7ZM9 118L11 119L12 117L9 116ZM9 118H8V120L10 121ZM15 118H14V120H16ZM29 118H30V117H29ZM12 119H13V118H12ZM26 119H27V118H26ZM30 119H31V118H30ZM36 119H37V118H36ZM4 120H5L6 123L4 122ZM22 120H23V118H22ZM22 120H20V121L23 122ZM31 120H32V119H31ZM16 122H17V121H16ZM18 122H19V120H18ZM18 122H17V123H18ZM27 122H28L27 124H30V122L32 123V121L29 122L28 120H27ZM3 123H2V124H3ZM12 123H13V122H12ZM14 123H15V122H14ZM23 123L25 124V122H23ZM8 124H10V125H11L10 127H12V124H11V123L8 122ZM19 124H20V123H19ZM0 125H1V122H0ZM13 125H14V124H13ZM16 125H17V124H16ZM16 125H15V127H16ZM17 126H19V125H17ZM25 126H26V125H25ZM27 126H28V125H27ZM27 126H26V127H27ZM6 127H7V125H6ZM15 127L13 126V128H12L13 131H14V128H15ZM17 128H18V127H16L15 129H17ZM19 128H21V127H19ZM22 128H25V127H22ZM30 128H31V126H30ZM25 129H27V128H25ZM2 130H3L2 132H4V129H2ZM0 131H1V129H0ZM6 131H7V130H6ZM13 131H10V130H9L10 133L13 132ZM29 131H30V129H29ZM34 131H33V132H34ZM80 131H81V130H80ZM84 131H85V130H84ZM84 131H83V132H84ZM2 132H1V134H2ZM9 132H8V133H9ZM18 132H20V131H18ZM30 132H32V131H30ZM75 132H76V131H75ZM86 132L88 133V131H86ZM8 133H6V134H8ZM14 133H15V132H14ZM20 133H22V132H20ZM23 133L25 134L24 136L28 135V134H26L25 132H23ZM73 133H74V130H73ZM73 133H70V134L73 135ZM78 133H81V132L78 131ZM78 133H75V134H78ZM84 133H85V132H84ZM1 134H0V135H1ZM6 134H5V135H6ZM32 134H34V133H32ZM32 134H31V135H32ZM38 134H37V135H38ZM89 134H92V133L89 132L88 135H89ZM5 135H3V136H5ZM10 135H11V134H10ZM13 135H14L15 138H16V134H13ZM66 135H67V134H66ZM78 135H79V134H78ZM81 135H82V134H81ZM86 135H87V134H86ZM93 135H94V134H93ZM93 135H92V137H94ZM3 136H1V137H3ZM20 136H22V135H20ZM24 136H23V139H24ZM28 136H30V135H28ZM28 136H26V137H28ZM42 136H43V135H42ZM67 136H70V135H67ZM76 136H77V135H76ZM17 137H18V135H17ZM30 137H31V136H30ZM62 137H63V142H64V136L62 135ZM62 137H61V139H62ZM65 137H66V136H65ZM70 137H71V136H70ZM74 137H75V136H74ZM77 137H78V136H77ZM77 137H75V139H76ZM83 137H84V135H83ZM89 137H91V136H89ZM89 137H88V138H89ZM92 137H91V139H92ZM98 137H100V138H98ZM98 137H97V138H98V140H100V143H98L97 145H98V147L100 148V151H101V147L104 145V144H102L101 141H103V143H105L106 145H108V147H109L108 149H110V150H109V151H110V155H109V156H110V158H109V159H110V165H109V166H110V170H111V171H110L109 173L111 174V176L108 175L107 173H106V174L112 178L111 142H110L105 136H98ZM3 138H4V137H3ZM5 138H7V136H5ZM5 138H4V139H5ZM10 138H11V137H8L6 140H7L8 142H9V141L12 142V141H13L12 139H14L13 136H12V139H11V140H8V139H10ZM31 138H32V137H31ZM39 138H40V137H39ZM43 138H44V137H43ZM55 138H56V137H55ZM55 138H54V139H55ZM57 138H58V137H57ZM80 138H82V137L80 136ZM1 139H2V138H1ZM1 139H0V140H1ZM20 139H22V138H18V139H17L18 143H20V142H19ZM54 139H52V140L54 141ZM70 139H71V138H70ZM83 139H84V138H83ZM86 139H87V138H86V136H85V140H86ZM15 140H16V139H15ZM33 140H35V139H33ZM40 140H41V139H40ZM55 140H57V139H55ZM78 140L80 141V139H78ZM81 140H82V139H81ZM89 140H90V138H89ZM89 140H87V141L89 142ZM1 141H3V140H1ZM4 141H5V140H4ZM20 141H21V140H20ZM23 141H24V140H23ZM27 141H28V139H27ZM29 141H30V140H29ZM48 141H50V140H48ZM57 141H59V140H57ZM67 141H68V140H67ZM82 141H83V140H82ZM92 141H93V140H92ZM94 141H96V140L94 139ZM94 141H93V142H94ZM31 142H32V141H31ZM38 142H39V141H38ZM43 142H46V143H47V141H43ZM50 142H52V141H50ZM50 142H49V143H50ZM55 142H56V141H55ZM72 142L74 143V141H72ZM88 142H87V143H88ZM0 143L2 144L3 142H0ZM4 143H6V141H5ZM18 143H17V145H18ZM21 143H22V142H21ZM25 143H26V142H25ZM29 143H30V142H29ZM34 143H35V142H34ZM36 143H37V142H36ZM41 143H42V142H41ZM65 143H66V142H65ZM65 143H62V140H61V142H60L59 144H63V146H64ZM75 143H76V141H75ZM82 143H84V142H81V144H82ZM90 143H91V145H92V142H91V141H90ZM90 143H89V144H90ZM12 144H13V143H12ZM12 144H11V145L8 144V147L12 146ZM15 144H16V143H15ZM27 144H28V143H27ZM31 144H33V143H31ZM31 144H30V145H31ZM47 144H48V143H47ZM54 144H55V143L53 142V145H54ZM59 144H57V145H59ZM67 144H68V143H67ZM71 144H72V143H71ZM78 144H79V142H78ZM84 144H85V143H84ZM5 145H6V144H5ZM19 145H20V144H19ZM23 145H24V147L26 146L25 144H23ZM28 145H29V144H28ZM30 145H29V146H30ZM48 145H49V144H48ZM93 145H95V144H93ZM97 145H96V146H97ZM0 146H1V145H0ZM20 146H21L20 148L22 149V144H21ZM32 146H33V145H32ZM50 146L52 147V145H49V147H50ZM65 146H66V145H65ZM68 146H69V144H68ZM71 146H72V145H71ZM82 146H83V145H82ZM84 146H85V145H84ZM87 146H88V144H87ZM89 146H90V145H89ZM89 146H88V148H89ZM104 146H105V145H104ZM104 146H103V147H104ZM8 147H7V148H8ZM13 147H14V146H13ZM33 147H34V149H37V148H35V147H36L35 145H34ZM53 147H54V146H53ZM53 147H52V148H53ZM55 147H56V145H55ZM69 147H70V146H69ZM76 147H77V146H76ZM94 147H95V146H93V148H94ZM98 147H97V148L95 147L94 150H95V151H98V150H99ZM1 148H3V146L0 147V149H1ZM10 148H11V149H10ZM10 148H9V149H10L11 152H12L13 149H12V147H10ZM18 148H19V147H17V149H18ZM20 148H19V149H20ZM60 148H61V147L58 146V149H60ZM64 148H66V147H64ZM79 148H81V147H79ZM86 148H87V147H86ZM91 148H92V147H91ZM104 148H105V147H104ZM3 149H4V148H3ZM3 149H2V150H3ZM23 149H24V148H23ZM25 149H26V147H25ZM28 149H29V151L31 150L30 147H28ZM49 149H50V148H49ZM96 149H98V150H96ZM2 150H0V151H2ZM5 150H6V149H5ZM5 150H4V151H5ZM10 150H9V153L11 154ZM15 150H16V149H15ZM26 150H27V149H26ZM32 150H33V149H32ZM32 150H31L30 152H34V151H32ZM50 150H51V149H50ZM56 150H57V148H56ZM70 150H71V149H70ZM78 150H79V149H78ZM81 150H82V149H81ZM87 150H88V149H87ZM87 150H85V151L87 152ZM104 150H105V149H104ZM13 151H14V150H13ZM16 151H17V153H18V150H16ZM19 151H20V150H19ZM23 151H24V150H23ZM52 151H53V150H52ZM57 151H58V150H57ZM65 151H66V150H65ZM76 151H77V150H76ZM83 151H84V150H82V152H83ZM85 151H84V153H85ZM90 151H91V150H90ZM92 151H93V150H92ZM7 152H8V151H7ZM26 152H27V151H26ZM26 152H25V153H26ZM47 152H48V151H47ZM47 152H45V153H47ZM69 152H71V151H69ZM77 152H78V151H77ZM82 152H80V153H81V156H82ZM105 152H106V151H105ZM107 152H108V151H107ZM0 153H1V152H0ZM19 153H20V152H19ZM19 153H18V154H19ZM21 153H22V152H21ZM37 153H38V151H37ZM37 153H35V154H37ZM45 153H44V154H45ZM50 153H51V152H50ZM61 153L63 154L64 151L61 152ZM71 153H72V152H71ZM80 153H79V154H80ZM90 153H91V152H90ZM93 153H96V152H93ZM101 153H102V152H101ZM101 153H100V154H101ZM13 154H14V152H12L11 155H13ZM18 154H17V156H18ZM22 154H23V153H22ZM47 154H48V153H47ZM58 154H59V153H58ZM58 154H57V156H58ZM62 154H61V155H62ZM66 154H68V153H66ZM69 154H70V153H69ZM75 154H76V152H75ZM103 154H104V153H103ZM103 154H102V156H101L102 158H103V156H104V157L106 156L105 154H104V155H103ZM1 155H2V154H1ZM11 155H10V156H11ZM42 155H43V154H42ZM71 155H72V157L74 156L73 154H71ZM71 155H70V156H71ZM85 155H86V154H85ZM87 155H88V153H87ZM97 155H98V153H97ZM3 156H4V155H3ZM6 156H7V155H6ZM8 156H9V155H8ZM17 156H16V157H17ZM19 156L21 157V156H23V155H20V154H19ZM27 156H29L28 153H27ZM45 156H46V155H45ZM50 156H51V154H50ZM70 156H68V157H70ZM75 156H76V155H75ZM81 156H80V157H81ZM95 156H96V155H95ZM95 156H94V157H95ZM107 156H108V155H107ZM109 156H108V157H109ZM13 157H15V154H14ZM16 157H15V159H14L15 161H16V159H18V158H16ZM30 157H33V158H34V154H33L32 156H30ZM43 157H44V155H43ZM46 157H48V160H47V161H49V156H46ZM65 157H66V156H65ZM77 157H78V155H77ZM80 157H79V159H77V160L80 161ZM84 157H85V156H84ZM101 157H100V158H101ZM4 158H5V157H4ZM4 158H3V162H4V160H5ZM11 158H12V157H11ZM27 158H28V157H27ZM33 158H32V159H33ZM40 158H42V157H40ZM61 158H62V157H61ZM63 158H64V157H63ZM66 158H67V157H66ZM97 158H98V157H97ZM97 158H96V159H97ZM21 159H22V158H21ZM44 159L46 160V158H43L42 160H44ZM50 159H51V158H50ZM69 159H71V157H70ZM73 159H74V158H73ZM6 160H7V159H6ZM24 160H25V159H24ZM27 160H28V159H26V162H28ZM34 160H36V159H34ZM34 160H31V159H30V161H32V162H33ZM38 160H39V163H41V165H47V164H48L46 161H45V162H46L47 164H42V162H41L42 160H41V159H37V162H38ZM40 160H41V161H40ZM59 160H61V159H59ZM62 160H63V159H62ZM65 160H66V159H65ZM77 160H76V161H77ZM105 160H108V159H105ZM105 160H104V161H105ZM1 161H2V160H1ZM1 161H0V162H1ZM10 161H11V160H10ZM12 161H13V160H12ZM51 161H52V159H51ZM54 161L56 162L57 160L54 159ZM66 161H68V159H67ZM69 161L72 162V160H69ZM69 161H68V162H69ZM79 161H78V162H79ZM86 161H87V160H86ZM88 161L91 162V160H88ZM18 162H19V160H18ZM22 162H24V161H22ZM26 162H25V163H26ZM32 162H31V164H32ZM52 162H53V161H52ZM57 162H59V161H57ZM60 162H62V161H60ZM60 162H59V163H60ZM64 162H65V161H64ZM64 162H63V163H64ZM82 162H83V161H82ZM100 162H101V161H100ZM4 163H5V162H4ZM4 163H2V164H4ZM9 163H10V162H9ZM49 163H50V161H49ZM65 163H66V162H65ZM65 163H64V164H65ZM91 163H93V158H92V162H91ZM6 164L8 165L7 161H6ZM6 164H4V166H5ZM11 164H12V163H11ZM13 164H15V162H13ZM16 164H18V163H16ZM16 164L14 165L15 167H16ZM22 164H23V163H22ZM22 164H21V162H20L19 165H21L22 167H24V166H23L24 164H23V165H22ZM60 164H61V163H60ZM64 164H63V165H64ZM76 164H77V163H76ZM76 164H74V166H76ZM86 164H88V163H86ZM103 164H104V163H103ZM19 165H18V166H19ZM50 165H52V164H50ZM50 165H48V166L50 167ZM81 165H82V164H81ZM81 165H80V166H81ZM89 165H90V164H89ZM105 165H106V164H105ZM0 166H2V165H0ZM14 166H13V168H14ZM52 166H53V165H52ZM52 166H51V167H52ZM54 166H55V165H54ZM77 166H78V165H77ZM80 166H79V167H80ZM22 167H21V168H22ZM38 167H39V166H38ZM38 167H35V166L33 167V166H32L31 168H36V169L38 170V169H39ZM43 167H44V166H43ZM43 167H42V168H43ZM65 167H68V165L66 164ZM79 167H78V168H79ZM83 167H86V166L84 165ZM83 167H82V169H83ZM87 167H88V166H87ZM103 167H104V166H103ZM1 168H2V167H1ZM1 168H0V169H1ZM19 168H20V167H19ZM26 168H27V165H26ZM26 168H25L24 170H28V169H26ZM45 168H46V167H45ZM53 168H54V167H53ZM53 168H52V169H53ZM55 168H56V167H55ZM55 168H54V169H55ZM89 168H90L91 171L93 170V169H91V166H90ZM14 169H17V168H14ZM14 169H13V170H14ZM40 169H41V167H40ZM47 169H48V168H47ZM47 169H46V170H47ZM54 169H53L51 172H54ZM75 169H76V168H75ZM17 170L20 171L21 169H17ZM22 170H23V169H22ZM24 170H23V171H24ZM33 170H34V169H33ZM37 170H35V171L37 172ZM71 170H72V169H71ZM71 170H70V171H71ZM85 170H86V169H85ZM88 170H89V169H88ZM88 170H87V171H88ZM1 171H2V170H1ZM28 171H29V170H28ZM35 171H32V173L28 172V174H29V173H30V174H33ZM38 171L40 172V170H38ZM42 171H43V170H42ZM42 171H41V172H42ZM48 171H49V170H48ZM55 171H59V170L57 169V170H55ZM73 171H75V170H73ZM73 171H72V173H73ZM79 171H80V170H79ZM81 171L85 172L84 170H81ZM17 172H18V171H16V173H17ZM59 172L61 173V171H59ZM89 172H90V171H89ZM22 173H24V172H22ZM43 173H44V171H43ZM43 173H42V174H43ZM78 173H79V172H78ZM80 173L82 174V172H80ZM86 173H87V172H86ZM92 173H93V172H92ZM92 173H91V174H92ZM2 174H4V173H2ZM5 174H6V172H5ZM25 174H26V173H25ZM28 174H27V175H28ZM36 174L38 175V172H37ZM40 174H41V173H40ZM45 174H46V173H45ZM45 174H43V175H45ZM94 174H95V173H94ZM96 174H97V172H96ZM98 174H99V173H98ZM101 174H102V173H101ZM0 175H1V174H0ZM7 175H9V174H7ZM22 175H23V174H22ZM22 175H21V176H22ZM50 175H52V173H51ZM50 175H49V176H50ZM55 175H56L57 177H52V178H53V179H54V178H57V179L60 180V178L58 177V175H57V174H55ZM59 175H60V174H59ZM65 175H66V174H65ZM68 175H69V174H68ZM70 175H71V174H70ZM76 175H77V174H76ZM82 175H83V174H82ZM87 175H88V174H87ZM89 175H90V174H89ZM4 176H5V175H4ZM4 176H3V177H4ZM17 176H18V175H17ZM29 176H30V175H29ZM46 176H47V175H46ZM46 176H45V178H47ZM52 176H53V175H52ZM60 176H61V175H60ZM66 176H67V175H66ZM73 176H74V175H73ZM100 176L102 177L103 175H100ZM104 176H105V175H104ZM108 176H107V177H108ZM5 177H7V176H5ZM35 177H36V176H34V178H35ZM38 177H40V175H38ZM61 177H62V176H61ZM64 177H65V176H64ZM67 177H68V176H67ZM74 177H76V176H74ZM95 177L100 178L99 176H95ZM23 178H25V177H23ZM29 178H30V177H29ZM31 178H32V177H31ZM40 178H41V177H40ZM83 178H85V177L82 176L81 179H83ZM93 178H94V177H93ZM93 178H92V179H93ZM108 178H109V177H108ZM4 179H5V180H8V178H7V179H6V178H3V180H4ZM18 179H19V177H18ZM25 179H26V178H25ZM36 179L38 180V178H36ZM47 179H48V178H47ZM62 179H63V178H62ZM66 179H67V178H66ZM70 179H71V178H70ZM70 179H69V180H70ZM73 179H74V178H73ZM76 179H77V177H76ZM101 179H103V178H101ZM3 180H2V182H3ZM9 180H10V178H9ZM23 180H24V179H23ZM28 180H29V179H28ZM32 180H34V179H32ZM63 180H65V179H63ZM77 180L80 181L79 178H78ZM77 180H76V182H77ZM93 180H94V179H93ZM109 180H110V179H109ZM34 181H35V180H34ZM50 181H53V180H50ZM57 181H58V180H57ZM61 181H62V180H61ZM99 181H100L101 184H102V181H101V180H99ZM8 182H9V181H8ZM64 182H67V181H64ZM64 182H62V183H64ZM85 182H86V181H85ZM88 182H89V180H88ZM90 182H91V181H90ZM5 183H7V182L5 181ZM53 183H54V182H53ZM69 183H70V182H69ZM71 183H72V181H71ZM73 183H74V182H73ZM81 183H82V182H81ZM15 184H16V183H15ZM15 184H14V185H15ZM19 184H20V186H22V185H21V182H20ZM29 184H30V183H29ZM91 184H92V183H91ZM101 184H100V185H101ZM107 184H108V182H107ZM110 184H111V183H110ZM8 185H10V184H8ZM16 185H17V184H16ZM31 185H32V184H31ZM50 185H52V187H51V189H52V188H53V184L51 183ZM54 185H56V188H57V183L54 184ZM71 185H72V184H71ZM71 185H70V186H71ZM73 185H75V184H73ZM83 185H84V184H83ZM88 185H89V184H88ZM100 185H99V186H100ZM112 185H113V184H111V186H112ZM4 186H5V185H4ZM61 186H63V185H61ZM70 186H69V187H70ZM92 186H93V185H92ZM9 187H14V186H9ZM18 187H19V185H18ZM18 187H17V189H18ZM85 187H86V186H85ZM100 187H101V186H100ZM103 187H104V185H103ZM103 187H102V188H103ZM105 187H106V186H105ZM109 187H110V186H109ZM19 188H20V187H19ZM27 188H29V187H27ZM33 188H34V187H33ZM33 188H32V189H33ZM58 188H60V187H58ZM70 188H71V187H70ZM83 188H84V186H83ZM86 188H87V187H86ZM94 188H97V187H94ZM102 188H100V190H101ZM7 189H9V188L7 187ZM12 189H16V188L14 187V188H12ZM12 189H11L12 192L10 191V193H14V191H13ZM36 189H37V188H36ZM73 189H75V188H73ZM88 189H89V188H88ZM88 189H87L86 191H89ZM9 190H10V189H9ZM33 190H34V189H33ZM53 190H54V189H53ZM63 190H64V189H63ZM63 190H62V192H63ZM67 190H68V189H67ZM95 190H97V189H95ZM107 190L110 191V188L107 189ZM29 191H30V189H29ZM56 191H57V189H56ZM58 191H59V190H58ZM58 191H57V192H58ZM18 192H19V191H16L15 193H18ZM20 192H21V191H20ZM23 192L26 193V192H27V189H26L25 191L23 190ZM31 192H32V191H31ZM54 192H55V190H54ZM54 192H53V193H54ZM76 192H77V191H76ZM99 192H100V191H99ZM110 192H112V193H108V192H107V193H108V194H112V196H113V199H112V200L114 201V191H113V186H112V191H110ZM15 193H14L13 195H11V196H13L12 198H14L15 195H19V194H20V193H18V194H15ZM25 193H24V194H25ZM34 193H36V192H34ZM34 193H33V194H34ZM53 193H52V194H53ZM66 193H68V191H67ZM70 193H71V191H70ZM91 193H92V192H91ZM103 193H105V191H104ZM107 193H106V194H107ZM36 194H37V193H36ZM63 194H65V193H63ZM63 194H62V195H63ZM71 194H73V193H71ZM77 194H78V193H77ZM77 194H76V196H77ZM84 194H85V193H84ZM94 194H95V193H94ZM99 194H100V193H99ZM101 194H102V193H101ZM20 195H21V194H20ZM28 195L30 196L31 194L29 193ZM54 195H55V194H54ZM54 195H53V196H54ZM62 195H61V196H62ZM78 195H80V194H78ZM82 195H83V194H82ZM11 196H10V197H11ZM26 196H27V195H26ZM34 196H37V195L34 194ZM57 196H58V195H57ZM64 196H65V195H64ZM69 196H70V195H69ZM86 196H87V195H86ZM90 196H94V195H90ZM99 196H100V195H99ZM17 197H18V196H15V198H17ZM55 197H56V196H55ZM59 197H60V196H59ZM80 197H82V196L80 195ZM88 197H89V196H87V198H88ZM103 197H104V195H103ZM105 197H106V196H105ZM105 197H104V198H105ZM12 198H10V199H12ZM24 198H25V197H24ZM64 198L66 199V197H64ZM64 198H63V199H64ZM72 198H74V197H72ZM77 198H78V197H77ZM83 198H84V196H83ZM91 198H92V197H91ZM97 198H99V197H97ZM97 198H96V200H97ZM101 198H102V197H101ZM101 198H100V199H101ZM20 199H21V197H20ZM20 199H19V198L15 199V200L12 199V201L14 200L13 202H15L16 200L18 201V200H20ZM68 199H69V198L67 197V200H68ZM74 199H76V198H74ZM92 199H93V198H92ZM105 199H106V198H105ZM21 200H22V199H21ZM71 200H72V199H71ZM84 200L86 201L87 199L84 198ZM88 200L90 201V199H88ZM94 200H95V199H94ZM107 200H108V199H107ZM24 201H25V200H24ZM53 201H54V198H53ZM53 201H52V203H53ZM64 201H65V200H64ZM80 201H81V200H79V201H74V202H78V203H79ZM109 201H110V200H109ZM113 201H112V202H113ZM18 202H19V201H18ZM22 202H23V201H22ZM50 202H51V201H50ZM95 202H96V201H95ZM102 202H103V201H102ZM110 202H111V201H110ZM16 203H17V202H16ZM16 203H14V204H16ZM20 203H21V202H20ZM61 203H62V200H61ZM72 203H73V202H72ZM72 203H71V205H72ZM98 203H99V202H98ZM113 203H114V202H113ZM17 204H18V203H17ZM21 204H22V203H21ZM23 204L26 205V202L23 203ZM46 204H47V203H46ZM46 204H45V207H46ZM48 204H49V203H48ZM50 204H51V203H50ZM50 204H49V206H50ZM64 204H65V203H64ZM64 204H63V206H64ZM66 204H69V203H67V201H66ZM87 204H88V203H87ZM51 205H52V204H51ZM53 205H54V207H55V201H54V204H53ZM60 205H61V204H59V206H60ZM69 205H70V204H69ZM74 205H75V204H74ZM94 205H95V204H94ZM98 205H99V204H98ZM100 205H101V204H100ZM103 205H104V204H103ZM17 206H18V205H17ZM34 206H35V205H34ZM49 206H48V207H49ZM87 206H88V205H87ZM91 206H92V205H91ZM96 206H97V205H96ZM108 206H111V205H108ZM18 207H19V206H18ZM18 207H16V208H18ZM20 207H22V206L20 205ZM20 207H19V209H20ZM112 207H113V206H112ZM112 207H111V208H112ZM25 208H26V206H25ZM56 208H57V207H56ZM64 208H65V206H64ZM68 208H69V207H68ZM68 208H66V209H68ZM87 208H88V207H87ZM95 208H96V207H95ZM101 208H102V206H101ZM106 208H107V209H106ZM106 208H105V210H108V207H106ZM46 209H47V207H46ZM48 209H49V208H48ZM52 209H55V208H52ZM57 209H59V208H57ZM66 209H64V211H62V210H60V211L65 212ZM89 209H90V208H89ZM96 209H97V208H96ZM26 210H27V209H26ZM85 210H86V209H85ZM91 210H92V209H91ZM97 210H98V209H97ZM99 210H100V208H99ZM110 210H111V209H110ZM20 211H21V209H20ZM49 211H50V210H49ZM73 211H75V210H73ZM80 211H81V209H80ZM111 211H112V210H111ZM22 212H23V210H22ZM22 212H20V213H22ZM54 212H56V210H54ZM57 212H59V211H57ZM57 212H56V213H57ZM69 212H71V211H69ZM69 212H68V213H69ZM105 212H108V211H105ZM113 212H114V211H113ZM113 212H112V213H113ZM31 213H32V212H31ZM31 213H30V214H31ZM50 213H51V212H50ZM60 213H61V212H60ZM68 213H66V214H68ZM75 213H76V212H75ZM78 213L80 214L81 212H78ZM110 213H111V212H110ZM112 213H111V214H112ZM25 214H27V213H25ZM47 214H49V213H47ZM54 214H55V213H54ZM54 214H52V216H53ZM63 214H64V213H63ZM66 214H65V215H66ZM71 214H72V213H71ZM71 214H70V215H71ZM76 214H77V213H76ZM76 214H75V215H76ZM111 214H110V215H111ZM22 215H23V213H22ZM22 215H21V218H22ZM55 215H56V214H55ZM65 215H63L62 218H64ZM103 215H104V214H103ZM24 216H25V215H24ZM48 216L50 217L51 215L49 214ZM59 216H60V215H59ZM71 216H72V215H71ZM71 216H70V217H71ZM77 216H78V215H77ZM77 216H76V217H77ZM79 216H81V214H80ZM112 216H113V215H112ZM112 216H111V217H112ZM29 217H32V215H31V216H28V217H25V218H22V219H23V220L26 219V218L29 219ZM73 217H74V216H73ZM88 217H90V216L88 215ZM104 217H105V215H104ZM114 217H116V216H114ZM21 218H19V220H21ZM32 218H34V217H32ZM50 218H51V217H50ZM52 218H53V217H52ZM112 218H113V217H112ZM55 219H57V218H55ZM58 219H59V217H58ZM67 219H68V218H67ZM73 219H74V218H73ZM75 219H76V218H75ZM90 219H91V218H90ZM95 219H96V217H95ZM117 219H118L117 224H118V226H119L118 228H120V230H119V231H120V235H119L120 237H119V238H120V239L122 240V242L124 243V246H123L124 248L122 249V253L125 254V251H126V224H125V221H124V218H123V217H118V218H116V220H117ZM49 220H50V219H49ZM52 220H53V219H52ZM63 220H65V219H63ZM98 220H100V219H98ZM111 220H113L112 222H115L114 219H111ZM29 221H30V220H29ZM31 221H33V220H31ZM31 221H30V222H31ZM59 221H60V220H57V222H59ZM69 221H70V220H69ZM75 221H76V220H75ZM90 221H91V220H90ZM100 221H101V220H100ZM100 221H99V222H100ZM103 221H105V222L107 223L108 220L106 221V219H105V220L103 219ZM25 222H26V221H25ZM51 222H52V221H51ZM63 222H64V221H63ZM65 222H66V220H65ZM92 222H93V221H91V223H88V224H92ZM96 222H98V221H96ZM109 222L111 223V221H109ZM109 222H108V223H109ZM53 223H54V222H53ZM67 223H68V222H67ZM76 223H77V222H76ZM82 223H83V226H84V223H85V225H86V222L83 221ZM55 224H56V223H55ZM59 224H60V223H59ZM59 224H58V225H59ZM77 224H79V223H77ZM77 224L74 225V226H77ZM88 224H87V225H88ZM117 224H116V225H117ZM53 225H54V224H53ZM64 225L66 226V224H64ZM64 225H63V226H64ZM95 225H96V224H95ZM102 225H103V224H102ZM111 225H112V224H111ZM113 225H114V223H113ZM17 226H18V225H17ZM24 226L26 227V225H24ZM55 226H56V225H55ZM55 226H54V227H55ZM81 226H82V225H81ZM91 226H92V225H91ZM108 226H109V225H108ZM18 227H19V226H18ZM28 227H29V226H28ZM51 227H53V226H51ZM54 227H53V228H54ZM67 227H68V225H67ZM70 227H71V226H70ZM72 227H73V226H72ZM79 227H80V226H79ZM79 227H77V228H78V231H79ZM87 227H88V226H87ZM95 227H96V226H95ZM95 227H93V228H95ZM100 227H102V226H100ZM15 228H16V227H15ZM23 228H24V227H23ZM30 228H31V226H30ZM32 228H33V227H32ZM55 228H57V227H55ZM61 228H65V227H62V226H61ZM80 228H81V227H80ZM102 228H103V227H102ZM107 228H108V227H107ZM109 228H110V226H109ZM109 228H108V229H109ZM20 229H21V227H20ZM33 229H34V228H33ZM59 229H60V228H59ZM71 229L73 230L74 227L71 228ZM84 229H85V228H84ZM89 229H90V228H89ZM105 229H106V228H105ZM111 229H112V228H111ZM21 230H22V229H21ZM23 230H24V231H22V234H20V236L22 235L21 237H23V232H25L26 229H23ZM30 230H32V229H30ZM72 230H71V231H72ZM91 230H92V229H91ZM91 230H90V231H91ZM95 230H96V229H95ZM103 230H104V229H103ZM106 230H107V229H106ZM15 231H16V230H15ZM17 231H18V229H17ZM19 231H20V230H19ZM65 231H66V230H65ZM69 231H70V228H69ZM86 231H87V229H86ZM90 231H87V232H90ZM97 231H98V230H96V232H97ZM104 231H105V230H104ZM110 231H111V230H110ZM113 231H114V229H113ZM11 232H12V231H11ZM27 232H28V231H27ZM72 232H74V230H73ZM93 232H94V231H93ZM105 232H106V231H105ZM107 232H108V230H107ZM107 232H106V233H107ZM28 233H30V232H28ZM53 233H54V231H53ZM56 233H59V231H58V232L56 231ZM68 233H69V232H68ZM74 233H75V235H76V232H74ZM97 233H98V232H97ZM103 233H104V232H103ZM111 233H112V232H111ZM33 234H34V233H33ZM64 234H65V233H64ZM70 234H71V233H70ZM70 234H69V235H70ZM77 234H78V232H77ZM82 234H83V233H82ZM86 234L93 235V234H91V233H86ZM94 234H95V233H94ZM101 234H102V233H101ZM26 235H28V234L26 233ZM30 235H31V234H30ZM30 235H28V237H29ZM34 235H35V234H34ZM57 235H58V234H57ZM103 235H104V234H103ZM108 235H109V234H108ZM112 235H113V234H112ZM13 236H14V234H13ZM16 236H17V235H16ZM16 236H15V237H16ZM20 236H18V238H19ZM24 236H25V235H24ZM36 236H37V235H36ZM60 236H64V235H60ZM87 236H88V235H87ZM94 236H95V235H94ZM94 236H93V237H94ZM110 236H111V235H110ZM113 236H114V235H113ZM117 236H118V235H117ZM28 237H26L27 240H28ZM32 237H33V236H32ZM69 237H70V236H69ZM76 237H77V236H76ZM95 237H96V236H95ZM100 237H101V239L103 240L102 236H100ZM100 237H99V238H100ZM106 237H107V236H106ZM24 238H25V237H24ZM24 238H23V239H24ZM67 238H68V236H67ZM85 238H86V237H85ZM107 238H108V237H107ZM113 238H115V237H113ZM20 239H21V241L23 240L22 238H20ZM56 239H57V238H56ZM68 239H70V238H68ZM77 239H79V237H78ZM77 239H76V241H77ZM110 239H111V238H110ZM99 240H100V239H99ZM113 240H114V239H113ZM113 240H112V241H113ZM18 241H19V240H18ZM23 241L25 242V239H24ZM29 241H30V240H29ZM29 241H28V242H29ZM32 241H33V240H32ZM36 241H37V240H36ZM55 241H56V240H55ZM60 241H61V240H60ZM67 241H68V240H67ZM69 241H71V240H69ZM69 241H68V242H69ZM72 241H73V240H72ZM72 241H71V243H74V242H72ZM78 241H79V240H78ZM107 241H108V240H107ZM112 241H111V242H112ZM114 241H115V240H114ZM37 242H38V241H37ZM56 242H57V241H56ZM58 242H59V240H58ZM84 242H86V241H84ZM38 243H39V242H38ZM63 243H65V242H63ZM114 243H115V242H114ZM9 244H10V243H9ZM19 244H21V243H19ZM31 244H32V242H31ZM31 244H30V245H31ZM39 244L41 245V243H39ZM78 244H79V242H78ZM83 244H84V243H83ZM85 244H86V243H85ZM93 244H94V243H93ZM17 245H18V244H17ZM17 245H16V246H17ZM26 245L29 246L28 244H26ZM26 245H25V246H26ZM55 245H56V244H55ZM64 245H65V244H64ZM67 245H68V243H67ZM69 245L71 246V244H69ZM90 245H92V243H91ZM90 245H89V246H90ZM104 245H105V244H104ZM27 246H26L25 248H27ZM32 246H33V245H32ZM37 246H38V245H36L35 247H37ZM58 246H60V244H59ZM70 246H69V247H70ZM72 246H73V244H72ZM89 246L87 245V247H89ZM106 246H107V245L102 246V247L106 248ZM114 246H115V245H114ZM114 246H112V247H114ZM40 247H41V246H38V248H40ZM74 247H75V246H74ZM80 247H81V246H80ZM85 247H86V246H85ZM108 247H109V246H108ZM112 247H111V248H112ZM25 248H24V249H25ZM29 248H31V246H30ZM32 248H33V247H32ZM32 248H31V249H32ZM62 248H63V247H62ZM62 248H61V249H62ZM67 248H68V247H67ZM70 248H71V247H70ZM70 248H69V250H71ZM76 248H77V247H76ZM83 248H84V246H83ZM92 248H93V247H92ZM96 248H97V247H96ZM114 248L117 249L116 247H114ZM24 249H23V251H24ZM34 249H35V248H34ZM36 249H37V248H36ZM40 249H41V248H40ZM57 249H60V248L57 247ZM41 250L43 251L44 249H41ZM41 250H40V251H41ZM65 250H66V249H65ZM67 250H68V249H67ZM77 250H78V249H77ZM88 250H89V249H88ZM93 250H94V249H93ZM104 250H105V249H104ZM104 250H103V251H104ZM119 250H121V249H119ZM8 251H10V250L8 249ZM58 251H59V250H58ZM73 251H74V250H73ZM73 251L71 252L72 254H73ZM79 251H80V250H79ZM82 251H84V250H82ZM82 251H81V252H82ZM86 251H87V250H86ZM90 251H91V250H90ZM90 251H89V252H90ZM107 251H109V250H107ZM107 251H106V252H107ZM10 252H11V251H10ZM24 252H25V251H24ZM24 252H23V253H24ZM29 252H30V250H29ZM32 252H33V250H32ZM37 252H39V251L37 250ZM60 252H62V254H63V255L61 254L62 256L65 255V253H63L64 250H63V251H60ZM69 252H70V251H69ZM100 252H101V251H100ZM112 252H113V251H112ZM8 253H9V252H8ZM30 253H31V252H30ZM30 253H29V254H30ZM41 253H42V252H41ZM71 253H70V254H71ZM107 253H108V252H107ZM107 253H106V254H107ZM110 253H111V252H109V254H110ZM115 253H116V252H115ZM120 253H121V251H120ZM26 254H28V253H26ZM31 254H33V253H31ZM38 254H40V253H38ZM38 254L34 253V254H33V257H34V255H36V256H37V259H38ZM42 254L44 255V253H42ZM85 254H86V253H85ZM90 254H92V252H91ZM100 254H101V253H100ZM103 254H104V252H103ZM23 255H25V254H23ZM40 255H41V254H40ZM43 255H42V256H43ZM57 255H60V253L57 254ZM68 255H69V254H68ZM75 255H76V254H75ZM77 255H79V254H77ZM94 255H95V254H94ZM98 255H99V252H98ZM104 255H105V254H104ZM104 255H103V256H104ZM107 255H108V254H107ZM112 255H113V254H112ZM29 256H30V255H29ZM29 256H27V257H29ZM69 256H70V255H69ZM69 256H68V257H69ZM121 256H122V255H121ZM22 257H23V256H22ZM25 257H26V256H25ZM66 257H67V256H66ZM71 257H74V255H71ZM86 257H88V256L86 255ZM89 257H90V256H89ZM89 257H88V258H89ZM108 257H109V256H108ZM122 257H123V256H122ZM122 257H121V258H122ZM35 258H36V257H34V259H35ZM63 258H64V257H63ZM83 258H85V257L83 256ZM83 258H81V259H83ZM88 258H87V259H88ZM96 258H97V257H96ZM99 258H100V257H99ZM109 258H110V257H109ZM112 258H113V257H112ZM246 258H248V257H246ZM34 259H32V260L34 261ZM68 259H69V258H68ZM71 259H72V258H71ZM74 259H75V257H74ZM76 259H77V258H76ZM78 259L81 261V259H80L79 256H78ZM89 259H90V258H89ZM89 259H88V262L86 261V263L91 264L90 262H91L92 260L89 262ZM100 259H101V258H100ZM104 259L106 260V258H104ZM107 259H108V258H107ZM113 259H116V258L114 257ZM27 260H28V259H27ZM57 260H58V259H57ZM64 260H65V259H64ZM72 260H73V259H72ZM85 260H86V259H85ZM85 260H84V261H85ZM101 260H102V259H101ZM101 260H100V261H101ZM261 260L264 261V259H261ZM59 261H60V260H59ZM62 261H63V260H62ZM69 261H70V260H69ZM69 261H67V262H69ZM94 261L96 262V259H95ZM103 261H104V260H103ZM110 261H111V260H110ZM26 262H27V261H26ZM29 262H30V261H28V263H29ZM67 262H66V263H67ZM71 262H72V261H71ZM76 262H77V261H76ZM95 262H93V263H95ZM104 262H105V261H104ZM30 263H31V262H30ZM32 263H33V262H32ZM58 263H59V262H58ZM80 263H81V262H80ZM96 263H97V262H96ZM100 263H101V262H100ZM100 263H99V264H100ZM34 264H35V262H34ZM36 264H39V263L36 262ZM68 264H70V263H68ZM74 264H75V263H74ZM102 264H104V263L102 262ZM108 264H109V263H108ZM122 264H123V263H122ZM201 264H202V263H201ZM253 264H254V263H253ZM258 264H259V263H258Z\"/></svg>",
    "mask_w": 264,
    "mask_h": 264
},
{
    "label": "water",
    "instance_id": "4",
    "mask_svg": "<svg viewBox=\"0 0 264 264\" xmlns=\"http://www.w3.org/2000/svg\"><path fill=\"white\" fill-rule=\"evenodd\" d=\"M255 236L258 237V234H256Z\"/></svg>",
    "mask_w": 264,
    "mask_h": 264
}]
</instances>
